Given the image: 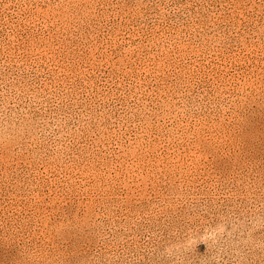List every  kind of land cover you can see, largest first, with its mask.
<instances>
[{
	"label": "rangeland",
	"instance_id": "374dc122",
	"mask_svg": "<svg viewBox=\"0 0 264 264\" xmlns=\"http://www.w3.org/2000/svg\"><path fill=\"white\" fill-rule=\"evenodd\" d=\"M0 264H264V0H0Z\"/></svg>",
	"mask_w": 264,
	"mask_h": 264
}]
</instances>
